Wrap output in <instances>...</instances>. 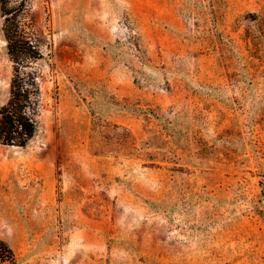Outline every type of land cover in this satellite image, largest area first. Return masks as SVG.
<instances>
[{
    "label": "rangeland",
    "instance_id": "obj_1",
    "mask_svg": "<svg viewBox=\"0 0 264 264\" xmlns=\"http://www.w3.org/2000/svg\"><path fill=\"white\" fill-rule=\"evenodd\" d=\"M30 8L38 129L0 147L17 264H264V0Z\"/></svg>",
    "mask_w": 264,
    "mask_h": 264
},
{
    "label": "trees",
    "instance_id": "obj_2",
    "mask_svg": "<svg viewBox=\"0 0 264 264\" xmlns=\"http://www.w3.org/2000/svg\"><path fill=\"white\" fill-rule=\"evenodd\" d=\"M2 35L12 63L7 101L0 106V147H26L38 129L41 77L34 64L42 58L41 38L30 0H0ZM0 264H17L12 248L0 239Z\"/></svg>",
    "mask_w": 264,
    "mask_h": 264
}]
</instances>
